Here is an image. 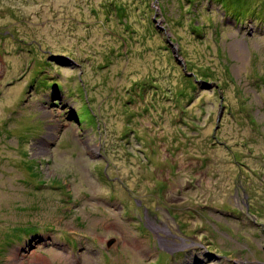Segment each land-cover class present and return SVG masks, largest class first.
<instances>
[{"label": "rangeland", "instance_id": "rangeland-1", "mask_svg": "<svg viewBox=\"0 0 264 264\" xmlns=\"http://www.w3.org/2000/svg\"><path fill=\"white\" fill-rule=\"evenodd\" d=\"M0 264H264V0H0Z\"/></svg>", "mask_w": 264, "mask_h": 264}, {"label": "water", "instance_id": "water-1", "mask_svg": "<svg viewBox=\"0 0 264 264\" xmlns=\"http://www.w3.org/2000/svg\"><path fill=\"white\" fill-rule=\"evenodd\" d=\"M110 246H112V242H111V243H109L108 247H110Z\"/></svg>", "mask_w": 264, "mask_h": 264}, {"label": "trees", "instance_id": "trees-1", "mask_svg": "<svg viewBox=\"0 0 264 264\" xmlns=\"http://www.w3.org/2000/svg\"><path fill=\"white\" fill-rule=\"evenodd\" d=\"M60 88V87H59ZM61 89V88H60ZM30 228V227H29ZM30 230V229H29Z\"/></svg>", "mask_w": 264, "mask_h": 264}, {"label": "bare ground", "instance_id": "bare-ground-1", "mask_svg": "<svg viewBox=\"0 0 264 264\" xmlns=\"http://www.w3.org/2000/svg\"><path fill=\"white\" fill-rule=\"evenodd\" d=\"M169 245V244H168Z\"/></svg>", "mask_w": 264, "mask_h": 264}]
</instances>
